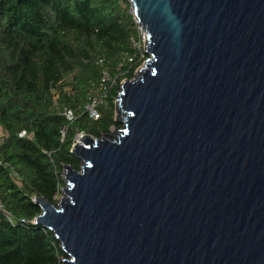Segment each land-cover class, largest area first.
Masks as SVG:
<instances>
[{
	"label": "water",
	"instance_id": "obj_1",
	"mask_svg": "<svg viewBox=\"0 0 264 264\" xmlns=\"http://www.w3.org/2000/svg\"><path fill=\"white\" fill-rule=\"evenodd\" d=\"M149 57L120 126L80 134L57 202L62 264H264V0H129Z\"/></svg>",
	"mask_w": 264,
	"mask_h": 264
},
{
	"label": "trees",
	"instance_id": "obj_2",
	"mask_svg": "<svg viewBox=\"0 0 264 264\" xmlns=\"http://www.w3.org/2000/svg\"><path fill=\"white\" fill-rule=\"evenodd\" d=\"M129 9V0H0V197L15 215L0 212V264H62L34 198L56 203L64 165L80 169L79 133L101 137L121 125V81L142 63L128 59ZM96 97L94 119L87 105Z\"/></svg>",
	"mask_w": 264,
	"mask_h": 264
},
{
	"label": "built area",
	"instance_id": "obj_3",
	"mask_svg": "<svg viewBox=\"0 0 264 264\" xmlns=\"http://www.w3.org/2000/svg\"><path fill=\"white\" fill-rule=\"evenodd\" d=\"M129 12L133 15V20L135 22V27H136V33H135V35H133L131 37V47L134 49L133 50L134 52L132 55H130V57L128 59L130 61H133L135 58L139 57L143 63L149 57V55L147 53V44H146V40H145L148 37V34H147V31L145 30V28L143 29V25L141 24V22L139 21V19L135 15L134 9L131 6V4H130ZM148 39L149 38H147V40ZM142 63H141V65H142ZM99 100H100V97L93 98V100L91 102H89L87 105V110L89 112V115H90V117H92L94 119L99 117V111L97 109V104H98ZM68 114L70 117L71 113L68 112ZM0 212H2L9 221H11V222L14 221V218H15L14 213L5 207L4 202L1 199V197H0Z\"/></svg>",
	"mask_w": 264,
	"mask_h": 264
},
{
	"label": "rangeland",
	"instance_id": "obj_4",
	"mask_svg": "<svg viewBox=\"0 0 264 264\" xmlns=\"http://www.w3.org/2000/svg\"><path fill=\"white\" fill-rule=\"evenodd\" d=\"M144 63V62H143ZM143 63H142V65H143ZM140 67V66H139ZM136 72V71H135ZM124 80V79H123ZM5 134V131H4V129H3V127H2V125L0 124V138L1 137H3V135ZM80 134H84V133H79L77 136H76V139L80 136ZM61 194V189H60V193L58 194V196ZM58 196H57V198H58Z\"/></svg>",
	"mask_w": 264,
	"mask_h": 264
}]
</instances>
